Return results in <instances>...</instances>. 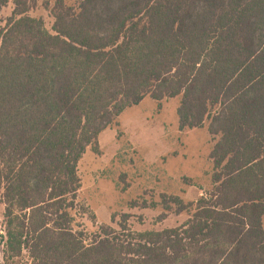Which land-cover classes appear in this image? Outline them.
Segmentation results:
<instances>
[{
  "label": "trees",
  "instance_id": "obj_1",
  "mask_svg": "<svg viewBox=\"0 0 264 264\" xmlns=\"http://www.w3.org/2000/svg\"><path fill=\"white\" fill-rule=\"evenodd\" d=\"M13 5L0 31L3 264H264V0H79L52 32ZM146 97L179 99V130L214 139L211 189L162 197L188 219L88 234L79 163ZM95 221V217H91ZM115 217L112 218V223Z\"/></svg>",
  "mask_w": 264,
  "mask_h": 264
},
{
  "label": "rangeland",
  "instance_id": "obj_2",
  "mask_svg": "<svg viewBox=\"0 0 264 264\" xmlns=\"http://www.w3.org/2000/svg\"><path fill=\"white\" fill-rule=\"evenodd\" d=\"M59 0H33L32 17L41 18L52 32V9ZM77 7L79 0H62ZM14 6L0 13V31L5 28ZM179 99L160 104L146 97L139 105L128 108L118 119L119 128L106 130L100 155L89 150L79 164L82 189L78 201L89 211L78 216L84 230L91 234L99 225H117L123 216L137 232L162 231L182 225L186 213H167L162 197L177 196L193 202L211 189L213 163L210 154L218 141L202 129L179 130ZM0 207V216L2 215ZM95 217V221L91 219ZM115 222L112 223V218ZM0 264L2 245L0 243Z\"/></svg>",
  "mask_w": 264,
  "mask_h": 264
},
{
  "label": "crops",
  "instance_id": "obj_3",
  "mask_svg": "<svg viewBox=\"0 0 264 264\" xmlns=\"http://www.w3.org/2000/svg\"><path fill=\"white\" fill-rule=\"evenodd\" d=\"M105 133H106V131H104V132L100 135V137H99V146H100V144H101L102 136H103ZM90 151H91V150H90ZM88 152H89V150L86 152V154L84 155L83 159L86 158ZM83 159H82V160H83ZM82 160H81V161H82ZM80 163H81V162H80ZM80 163H79V164H80Z\"/></svg>",
  "mask_w": 264,
  "mask_h": 264
},
{
  "label": "built area",
  "instance_id": "obj_4",
  "mask_svg": "<svg viewBox=\"0 0 264 264\" xmlns=\"http://www.w3.org/2000/svg\"><path fill=\"white\" fill-rule=\"evenodd\" d=\"M2 232L0 231V234H1Z\"/></svg>",
  "mask_w": 264,
  "mask_h": 264
}]
</instances>
